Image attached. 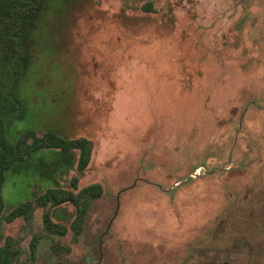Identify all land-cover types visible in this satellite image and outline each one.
Wrapping results in <instances>:
<instances>
[{
	"label": "rangeland",
	"instance_id": "obj_1",
	"mask_svg": "<svg viewBox=\"0 0 264 264\" xmlns=\"http://www.w3.org/2000/svg\"><path fill=\"white\" fill-rule=\"evenodd\" d=\"M34 41L13 138L93 149L82 172L71 150L6 174L8 264H264V0H60Z\"/></svg>",
	"mask_w": 264,
	"mask_h": 264
},
{
	"label": "trees",
	"instance_id": "obj_2",
	"mask_svg": "<svg viewBox=\"0 0 264 264\" xmlns=\"http://www.w3.org/2000/svg\"><path fill=\"white\" fill-rule=\"evenodd\" d=\"M59 1L0 0V213L3 209L1 189L6 174L10 171H18L16 167L20 170L35 153L56 151L64 158L68 156L69 151L75 150L78 152V157L74 164L79 172L86 169L91 159L93 145L85 138L65 140L49 132L39 137L31 130H25L18 140L12 136L13 121L21 120L26 112L27 105L19 96L18 90L22 79L28 74L35 61L37 53L35 35L42 27V22L53 4ZM29 141L31 143H28ZM70 165H73V162ZM100 194L98 185L83 188L77 196L59 188H47L40 196L39 206L71 203L78 207L83 206L81 200L96 199ZM85 211L86 207L79 211V223L75 226V233L80 231L79 225L83 221ZM25 213V206H18L9 219L23 217ZM43 225L48 233L54 232L55 226L47 215L43 216ZM35 248L36 242L32 241L30 244L32 257ZM8 253L6 246L0 247V264H8Z\"/></svg>",
	"mask_w": 264,
	"mask_h": 264
},
{
	"label": "flooded vegetation",
	"instance_id": "obj_3",
	"mask_svg": "<svg viewBox=\"0 0 264 264\" xmlns=\"http://www.w3.org/2000/svg\"><path fill=\"white\" fill-rule=\"evenodd\" d=\"M36 249V248H35ZM34 255H35V252H34ZM34 255H33V257H34ZM31 257H32V254H31Z\"/></svg>",
	"mask_w": 264,
	"mask_h": 264
},
{
	"label": "water",
	"instance_id": "obj_4",
	"mask_svg": "<svg viewBox=\"0 0 264 264\" xmlns=\"http://www.w3.org/2000/svg\"><path fill=\"white\" fill-rule=\"evenodd\" d=\"M100 262V261H99Z\"/></svg>",
	"mask_w": 264,
	"mask_h": 264
}]
</instances>
